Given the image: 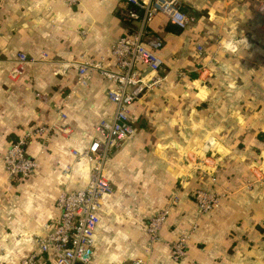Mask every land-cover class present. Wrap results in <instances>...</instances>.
<instances>
[{"label":"crops","instance_id":"obj_1","mask_svg":"<svg viewBox=\"0 0 264 264\" xmlns=\"http://www.w3.org/2000/svg\"><path fill=\"white\" fill-rule=\"evenodd\" d=\"M127 5L0 0V264L37 250L45 224L59 217L58 194L89 179L73 150L112 115V84L93 72L77 85L76 64L116 69L107 49L136 25L118 15ZM182 10L184 29L161 14L148 24L162 39L159 78L129 107L134 132L106 162L113 191L103 197L88 264H264V0H182ZM17 52L35 61L11 78ZM39 125L54 127L27 142L34 172L7 179L4 152ZM196 187L221 194L218 207L200 213ZM164 208L150 243L146 223ZM192 223L186 254L173 261L170 244ZM37 264L53 261L43 254Z\"/></svg>","mask_w":264,"mask_h":264},{"label":"built area","instance_id":"obj_2","mask_svg":"<svg viewBox=\"0 0 264 264\" xmlns=\"http://www.w3.org/2000/svg\"><path fill=\"white\" fill-rule=\"evenodd\" d=\"M74 6L80 0H62ZM128 5L118 9V15L127 21L136 23L125 34L119 36L107 49L116 69L111 70L101 61H83L76 64V83L87 86L93 72H98L112 85L106 91V97L114 111L111 116L99 119L94 126V136L81 151L73 154L84 157L90 168L89 179L79 189L62 190L56 198L59 217L53 223L45 224L43 237L38 241L37 250L32 251L18 264H37L43 254L51 257L53 264H88L94 253V233L100 221L103 197L113 191L105 165L111 151L119 147L133 132L129 117V107L142 95L143 91L158 80L162 59L157 50L162 39L148 30L150 20L157 14L163 15L171 24L184 29L190 18L182 10V0H124ZM201 51V46H197ZM45 56V55H44ZM35 61L25 52H17L9 76L16 78L23 73L28 63ZM75 64V63H73ZM139 66L149 69L148 76L142 74ZM59 118H65L59 112ZM52 125H39L26 130L24 135L9 144L3 154V166L7 179H23L31 175L37 164L27 154L28 140L44 136L53 130ZM193 200L200 213H207L218 207L221 194L215 190L196 187L192 192ZM168 215V209L159 210L146 223V232L150 243L159 239V231ZM196 225L190 224L170 244V257L181 260ZM135 264H141L135 261Z\"/></svg>","mask_w":264,"mask_h":264},{"label":"rangeland","instance_id":"obj_3","mask_svg":"<svg viewBox=\"0 0 264 264\" xmlns=\"http://www.w3.org/2000/svg\"><path fill=\"white\" fill-rule=\"evenodd\" d=\"M135 261H136V260L131 261L130 264H135ZM140 263H141V262H140ZM141 264H144V263H141Z\"/></svg>","mask_w":264,"mask_h":264}]
</instances>
